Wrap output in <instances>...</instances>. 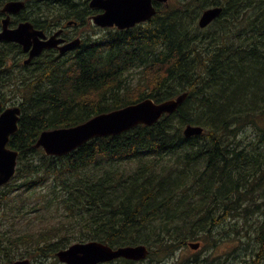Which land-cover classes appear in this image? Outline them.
<instances>
[{
    "label": "trees",
    "instance_id": "obj_1",
    "mask_svg": "<svg viewBox=\"0 0 264 264\" xmlns=\"http://www.w3.org/2000/svg\"><path fill=\"white\" fill-rule=\"evenodd\" d=\"M9 1L0 0V21ZM85 2L26 0L13 24L29 21L53 30L68 18L84 26L101 12ZM154 4L157 13L149 22L103 29L97 41L84 35L76 50L44 51L28 64L21 45L0 41L2 102L9 93L22 107L9 143L20 151L17 173L0 189V264L18 255L30 257L31 264H65L57 251L91 240L113 247L145 244L148 258L168 256L190 241L204 246L221 223L236 216V225L240 215L246 221L252 215L264 185V0ZM214 6L223 7L221 16L201 29L199 17ZM181 93H187L184 102L152 125L94 137L64 155L35 147L46 129ZM189 124L204 133L186 137ZM20 179L24 183L17 185ZM46 184L62 205L59 223L13 233L6 226L17 216L12 189ZM193 255L181 264H211ZM106 264L137 263L121 257Z\"/></svg>",
    "mask_w": 264,
    "mask_h": 264
},
{
    "label": "water",
    "instance_id": "obj_2",
    "mask_svg": "<svg viewBox=\"0 0 264 264\" xmlns=\"http://www.w3.org/2000/svg\"><path fill=\"white\" fill-rule=\"evenodd\" d=\"M155 0H91L92 8L103 11L94 15L95 24L102 27L126 29L138 23L150 20L156 13ZM169 3L170 0H156ZM24 0H14L5 3L2 11L7 16L2 19L0 41L16 42L29 53L25 63L39 56L44 50L58 47L64 40L57 38L61 30L46 39L45 32L35 28L29 21L21 22L16 28H11V14L24 9ZM222 6H214L203 11L199 18V26L207 27L222 12ZM72 23V22H70ZM80 39L65 44L59 49L65 53L79 45ZM187 98L182 93L175 98L156 102L146 98L140 102L124 106L109 112L95 115L84 123L71 127L48 129L41 132L35 147L43 148L48 155H64L97 136H107L121 133L139 124L152 125L166 113L174 112ZM22 107L10 106L3 110L0 97V186L6 184L16 174L19 151L8 147L11 136L19 129ZM202 126L187 125L184 129L186 136L203 133ZM190 247L197 249L200 242H189ZM149 248L145 244L113 247L98 240L75 242L67 248L56 252L58 259L65 264H100L110 262L120 257L138 261L146 259ZM29 258L18 259L11 264H30Z\"/></svg>",
    "mask_w": 264,
    "mask_h": 264
},
{
    "label": "rangeland",
    "instance_id": "obj_3",
    "mask_svg": "<svg viewBox=\"0 0 264 264\" xmlns=\"http://www.w3.org/2000/svg\"><path fill=\"white\" fill-rule=\"evenodd\" d=\"M75 1L79 3L80 6H83L86 3V0ZM52 4H54L52 6H57L60 5V2H53ZM41 7L46 8V5H42ZM70 28L71 30L74 29L73 27ZM104 31L105 30H103L101 27L95 26L91 22L77 29V33L80 36H83L84 34L85 36L92 37L93 39L101 37ZM129 80H133V77H129ZM6 98L7 106H12V103L14 102V105L18 104L16 103V98L14 97V95L8 93ZM23 183L24 179H20L18 182H16L17 185ZM1 188L3 187L1 186L0 189ZM261 188L263 189L259 191L257 197L255 196L257 201H264V185ZM10 197V203L13 204L14 213H17V216H12L11 220L6 224V226L12 225L14 229L13 233L15 234H19L20 232L22 233L25 231H39L49 228L55 224H58L60 218L64 213L62 205L58 201L56 191L51 185L48 184L38 186L34 189H29L26 185L21 188H17V190L15 191L14 189H12ZM257 209L259 210V208ZM258 210L255 212H250V214L252 215L249 216V219L247 221L245 220L243 215H240L239 224L235 225V220L237 218L236 216L233 222L221 223L219 226L221 230L218 231L214 236L211 235V237L207 239L206 245L202 246V251L193 250L189 245H186L182 250H177L173 253H170L168 256L163 254H155L148 259L138 260L135 262L137 264H181L182 260H186V258L194 256L193 254L202 255L199 253V251H201L202 253H206L212 246L215 247L216 245H218V252L215 251V253L223 255V259L203 260H206L208 261V263L212 264H251V261L253 259H249V257L255 254L253 246L248 245L247 242H244V244H241L237 247L234 246L232 235H235L238 230H255L257 225L262 222V217L264 216L259 215ZM3 214L11 216V212L7 209H4ZM248 221H253V224H248ZM255 224L256 226H254ZM221 233H228V236L226 238H220ZM220 240L223 241L220 242ZM235 255H237L236 258L241 259H229ZM177 256H179L178 261L176 259ZM26 257L27 256L20 257L18 255L14 259H25ZM188 260L190 262L194 259ZM261 264H264V262H262Z\"/></svg>",
    "mask_w": 264,
    "mask_h": 264
},
{
    "label": "flooded vegetation",
    "instance_id": "obj_4",
    "mask_svg": "<svg viewBox=\"0 0 264 264\" xmlns=\"http://www.w3.org/2000/svg\"><path fill=\"white\" fill-rule=\"evenodd\" d=\"M6 16H7V14H6ZM21 22H23V21H20L17 24H13V17L11 16V22H10L9 26L11 28H16ZM90 22H91V19L88 20V23H90ZM64 23H62L61 25H59L58 27H56L53 30H51V29H42V28H37V29L43 30L45 32L46 39H49L52 35H54L56 32L61 30V33L58 35L57 38H61L64 41L61 42L59 44V46L68 44L69 42L74 41V40L79 39V38L82 41V38H83L84 34H83V36H80L77 33V29H79V28H81L83 26H80V24L78 22H76L75 20H73V24H68V23L66 24V22H64ZM70 27H73L74 29L71 30ZM76 49H77V47L75 48V50ZM45 51H54L57 54L62 55V53H61V51H60V49L58 47L47 49ZM72 51H74V50H72ZM72 51H70V52H72ZM26 57H27V55H26ZM4 109L5 108H3V110ZM257 208H259V210ZM257 210L259 212V215H261V216L264 215V201H257L256 200L254 202V209H253L252 212H255ZM254 226H256V224ZM232 238H233L232 239L233 244L236 247L240 246L241 244H244V242H247L248 245H252L253 246V248L255 250V254L252 255L251 257H249V259H253L251 261L252 262L251 264H261L262 262H264V251H263L264 250V242H262V240L264 241V239H263L264 238V217H263V221L260 224L257 225L255 230H252V231H250V230H246V231L238 230L235 233V235H232ZM193 250H202L201 244H200L198 249H193ZM201 254L202 255H199L197 257V259H223V255H221V254H209L208 252L201 253ZM236 257H237V255H235V256H233V257H231L229 259H233V258H236ZM176 259L178 261L179 256H177ZM236 259H241V258H236Z\"/></svg>",
    "mask_w": 264,
    "mask_h": 264
},
{
    "label": "bare ground",
    "instance_id": "obj_5",
    "mask_svg": "<svg viewBox=\"0 0 264 264\" xmlns=\"http://www.w3.org/2000/svg\"><path fill=\"white\" fill-rule=\"evenodd\" d=\"M231 1V0H230ZM239 2H240V0H238ZM236 2H237V0H236ZM245 2V1H244ZM235 4V3H234ZM246 4V3H245ZM237 5H239V4H237ZM240 6V5H239ZM224 10V9H223ZM222 13V12H221ZM228 13V12H227ZM155 16V15H154ZM221 16V15H220ZM63 17V16H62ZM219 17V16H218ZM219 19V18H218ZM67 20H69L68 18H67ZM66 20V21H67ZM70 21V20H69ZM69 21H67V23L68 24H70L69 23ZM149 22V21H148ZM147 22V23H148ZM216 22V21H215ZM66 23V24H67ZM65 24V23H64ZM71 24H73V23H71ZM199 24V23H198ZM209 26V25H208ZM201 28V27H200ZM109 29V28H108ZM117 29V28H116ZM201 29H203V28H201ZM116 31V30H115ZM118 31V30H117ZM119 32H121V31H119ZM80 39V38H79ZM78 39H76V40H74V41H77ZM96 40V39H95ZM91 41H92V39H91ZM97 41V40H96ZM96 41H94V42H96ZM71 42H73V41H71ZM71 42H69V43H71ZM68 43V44H69ZM80 43H81V39H80ZM80 43H79V45H80ZM89 44H91V43H89ZM79 45H77L76 47H78ZM101 45V44H100ZM115 45V44H114ZM207 46V45H206ZM208 47V46H207ZM211 49V48H210ZM93 50V49H92ZM84 51H86L85 49H84ZM94 51V50H93ZM93 51H91V53L93 52ZM206 51H208V49L206 50ZM213 51V50H212ZM87 52V51H86ZM211 52V51H210ZM217 53V52H216ZM213 55V54H212ZM214 56V58H215V55H213ZM212 56V57H213ZM209 57V56H208ZM230 65V64H229ZM224 66V65H223ZM226 69H227V66H224ZM223 69V68H222ZM226 71V70H225ZM232 71V70H231ZM229 73H230V70H229ZM233 73V72H232ZM239 73V72H238ZM227 75V74H226ZM232 75V74H231ZM234 76V75H233ZM237 77V76H236ZM230 78V77H229ZM232 78V77H231ZM219 80V79H218ZM225 80H227V79H225ZM223 81V80H222ZM222 81H221V83H222ZM229 82H231V81H229ZM218 84H219V82H217ZM221 83H220V85H221ZM226 83V82H225ZM223 84V83H222ZM229 84H232V83H229ZM225 85H227V84H225ZM219 86V85H218ZM222 86V85H221ZM224 86H222V88H223ZM221 88V89H222ZM227 88V87H226ZM224 90V89H223ZM224 92H225V90H224ZM182 94V93H181ZM262 113H264V111L262 112ZM261 113V114H262ZM185 129V128H184ZM204 133V132H203ZM201 135V134H200ZM187 137V136H186ZM264 159V158H263ZM264 239V238H263ZM261 242V241H260ZM262 242H264L263 240H262ZM262 246V245H261ZM263 248V247H262ZM261 251V250H260ZM264 251V250H263ZM120 259H121V257H120ZM122 259H123V257H122ZM124 259H126V258H124Z\"/></svg>",
    "mask_w": 264,
    "mask_h": 264
}]
</instances>
